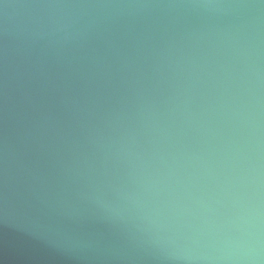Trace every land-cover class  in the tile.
I'll use <instances>...</instances> for the list:
<instances>
[{
    "label": "water",
    "instance_id": "95a60500",
    "mask_svg": "<svg viewBox=\"0 0 264 264\" xmlns=\"http://www.w3.org/2000/svg\"><path fill=\"white\" fill-rule=\"evenodd\" d=\"M0 264H264V0H0Z\"/></svg>",
    "mask_w": 264,
    "mask_h": 264
}]
</instances>
